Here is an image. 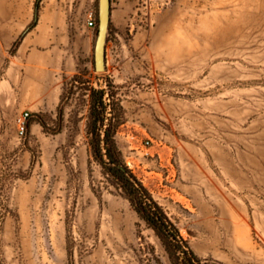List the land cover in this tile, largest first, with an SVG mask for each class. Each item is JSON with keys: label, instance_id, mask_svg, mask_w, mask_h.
I'll use <instances>...</instances> for the list:
<instances>
[{"label": "rangeland", "instance_id": "obj_1", "mask_svg": "<svg viewBox=\"0 0 264 264\" xmlns=\"http://www.w3.org/2000/svg\"><path fill=\"white\" fill-rule=\"evenodd\" d=\"M90 11L0 0V264H171L91 156L86 80L121 106L124 164L201 264H264V0H110L100 74Z\"/></svg>", "mask_w": 264, "mask_h": 264}, {"label": "trees", "instance_id": "obj_2", "mask_svg": "<svg viewBox=\"0 0 264 264\" xmlns=\"http://www.w3.org/2000/svg\"><path fill=\"white\" fill-rule=\"evenodd\" d=\"M73 80L79 82L76 75ZM88 83V80L83 81L87 85L85 90L88 91L89 98L86 133L90 136L88 143L92 158L123 189L138 217L160 239L171 264H201V260L189 249L186 240L179 235L164 208L124 164L114 138L121 123L116 108L121 109V106L112 101V95L107 90L95 88Z\"/></svg>", "mask_w": 264, "mask_h": 264}, {"label": "water", "instance_id": "obj_3", "mask_svg": "<svg viewBox=\"0 0 264 264\" xmlns=\"http://www.w3.org/2000/svg\"><path fill=\"white\" fill-rule=\"evenodd\" d=\"M96 18V30L92 42L93 69L100 74L105 69V45L110 26V0H97ZM98 79L101 80V77L99 76Z\"/></svg>", "mask_w": 264, "mask_h": 264}, {"label": "built area", "instance_id": "obj_4", "mask_svg": "<svg viewBox=\"0 0 264 264\" xmlns=\"http://www.w3.org/2000/svg\"><path fill=\"white\" fill-rule=\"evenodd\" d=\"M96 23L97 22H96L95 13L90 11L87 14V26L95 28ZM29 117H30L29 112L23 111L20 114H18L15 118L16 127H17V136L19 138H23L26 134Z\"/></svg>", "mask_w": 264, "mask_h": 264}, {"label": "crops", "instance_id": "obj_5", "mask_svg": "<svg viewBox=\"0 0 264 264\" xmlns=\"http://www.w3.org/2000/svg\"><path fill=\"white\" fill-rule=\"evenodd\" d=\"M106 58H107V48H105V60ZM57 61L58 59L56 60L52 59V63L54 66L57 64ZM37 63H38L37 66L42 67V66H46L48 64V61L46 59H42V60L40 59L37 61ZM87 65H89V69L93 70V54L91 49H89V60L87 62ZM68 72L74 73V70H72L71 67L69 66Z\"/></svg>", "mask_w": 264, "mask_h": 264}]
</instances>
